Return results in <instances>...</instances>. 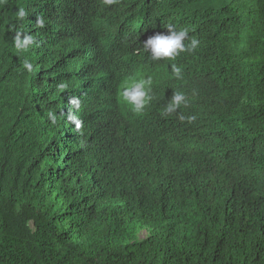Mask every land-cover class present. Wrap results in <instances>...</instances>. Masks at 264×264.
Listing matches in <instances>:
<instances>
[{"label": "trees", "instance_id": "obj_1", "mask_svg": "<svg viewBox=\"0 0 264 264\" xmlns=\"http://www.w3.org/2000/svg\"><path fill=\"white\" fill-rule=\"evenodd\" d=\"M0 264H264V0H0Z\"/></svg>", "mask_w": 264, "mask_h": 264}, {"label": "clouds", "instance_id": "obj_2", "mask_svg": "<svg viewBox=\"0 0 264 264\" xmlns=\"http://www.w3.org/2000/svg\"><path fill=\"white\" fill-rule=\"evenodd\" d=\"M108 5H111L116 2V0H104ZM19 16L23 18L26 16L24 10L19 12ZM36 23L43 27L44 21L41 18H37ZM186 40H190V43H185ZM35 43V39L31 35L17 34L15 45L16 48L20 51H28ZM199 40L195 37H189L188 29L184 28L179 31L175 29L173 25L167 26V34L157 33L149 37L146 42L143 44V48L146 52L150 53L153 60L169 59L175 60L182 52H194L199 47ZM24 68L29 72L32 71L33 65L25 61ZM172 73L177 80L183 79L182 69L175 64L172 65ZM152 79L140 78L138 80H132L130 82H125L121 91L122 101L132 106V110L136 113L142 112L145 107L152 100ZM63 87V85L61 86ZM188 100L186 95L181 91L173 92L172 97L169 100V103L164 108V114L175 113L181 106L187 107ZM69 119L73 122L76 121V117L70 115ZM181 119H187L189 123L196 119V116L181 117ZM77 127H80V124L77 123Z\"/></svg>", "mask_w": 264, "mask_h": 264}, {"label": "rangeland", "instance_id": "obj_3", "mask_svg": "<svg viewBox=\"0 0 264 264\" xmlns=\"http://www.w3.org/2000/svg\"><path fill=\"white\" fill-rule=\"evenodd\" d=\"M149 235V231L147 228L141 230L137 236L138 239H144Z\"/></svg>", "mask_w": 264, "mask_h": 264}]
</instances>
